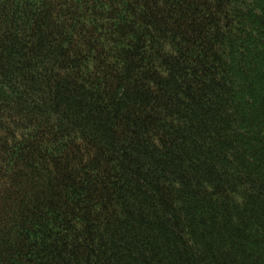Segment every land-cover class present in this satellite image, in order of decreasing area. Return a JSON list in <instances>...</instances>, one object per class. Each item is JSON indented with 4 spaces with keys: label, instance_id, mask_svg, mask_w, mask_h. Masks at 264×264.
I'll return each instance as SVG.
<instances>
[{
    "label": "trees",
    "instance_id": "trees-1",
    "mask_svg": "<svg viewBox=\"0 0 264 264\" xmlns=\"http://www.w3.org/2000/svg\"><path fill=\"white\" fill-rule=\"evenodd\" d=\"M0 264H264V0H0Z\"/></svg>",
    "mask_w": 264,
    "mask_h": 264
}]
</instances>
